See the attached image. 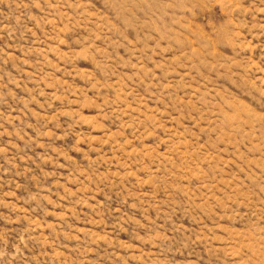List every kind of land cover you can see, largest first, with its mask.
Returning a JSON list of instances; mask_svg holds the SVG:
<instances>
[{
    "label": "rangeland",
    "instance_id": "1",
    "mask_svg": "<svg viewBox=\"0 0 264 264\" xmlns=\"http://www.w3.org/2000/svg\"><path fill=\"white\" fill-rule=\"evenodd\" d=\"M0 264H264V0H0Z\"/></svg>",
    "mask_w": 264,
    "mask_h": 264
}]
</instances>
